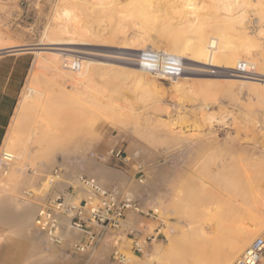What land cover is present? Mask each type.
Wrapping results in <instances>:
<instances>
[{
  "label": "rangeland",
  "instance_id": "rangeland-1",
  "mask_svg": "<svg viewBox=\"0 0 264 264\" xmlns=\"http://www.w3.org/2000/svg\"><path fill=\"white\" fill-rule=\"evenodd\" d=\"M58 1L60 2V0H0V45L8 46L0 51L15 49L17 51L15 53L26 52L22 54L28 63V69L19 101L26 92L30 93L28 88H38L45 94L40 99L44 109L42 116L39 115L40 112L37 114L38 108H32L15 134L19 142L17 146H13V151H18L19 143H26L29 148L22 165L16 163L17 159L7 161L2 158L3 141L0 148V188L5 186L9 188L13 180L22 182L25 175L32 174L36 167L41 164L46 166V161L54 159L56 165L51 170L52 174H66L70 178L86 177L87 174L83 171L88 163L84 158L89 156L111 169L124 172L131 178L123 185L117 180L113 181H115V187L125 196L132 197L139 203L144 214L127 210L124 226L115 234L108 233L91 250H75L74 252L65 247L64 243L53 244L55 254L47 256L46 261H57L59 264H95L94 258L98 256L101 248L107 246V251L99 255L100 258H107V264H126L128 259L135 258L133 256H136L137 260L139 259L143 264H161L164 260L163 255L171 244V235L172 238L175 235L176 239H181L183 232L186 235H183L180 241L186 240L191 236L192 229L198 226L203 228V232L205 231L204 236L208 244L222 250L229 238H226L229 234L225 227L227 223L224 226H217L213 218L198 214L191 216L189 213L184 215L172 206H164V202L171 198L187 201L191 188L199 183L204 182V185L212 188L214 182L211 180L217 174L231 182L249 181L253 187H260L259 191L248 194L246 200L240 197L237 200L241 204L246 201L244 204H247L242 206L250 208L253 211V217L263 214L261 218L257 217V220L264 218V83L252 81L250 89L242 90L235 83L230 84L224 78L198 72L200 70L210 72L211 69V72L225 71L224 65L227 63L226 66H228L229 59L232 60L231 57L219 58L216 63L220 64L217 67L182 59L184 66L195 69L194 72L189 73L188 78L174 81L175 79L154 77L155 75L149 72V74L146 73L149 81L136 82L132 66L124 60L135 59L138 62L143 53L153 50L165 52L168 47L163 38H159L155 45L150 43L151 40H147L146 43H141V47L144 46L142 50L136 49L135 39L128 37L125 40V32L132 28L131 22L125 21V17L119 19V7L114 6L115 8L109 14L101 16L97 19L98 21L86 19L82 14L77 17V20L80 17L77 23L80 26L101 29L103 34L90 38V47L107 56L101 61L112 64L113 69L105 66L101 71L102 75L94 76L88 83L85 93L76 96L59 93L61 88L58 85L62 83L60 78L52 80L47 68L37 64L34 66L35 53L20 51L22 48L30 47H56V45L41 43L45 41L46 29L55 21V16L64 17L66 16L64 12L67 11L65 8H71V6L67 7L70 4L62 3L61 6V2ZM86 1L92 0L82 2ZM118 1L124 3L125 0ZM255 1L249 0L248 5L244 6L246 8L241 11L242 16L233 17L234 20L230 19L226 27L235 40L237 57L247 61L251 71L259 70L264 73V18L262 19L264 16L261 17L264 12V3H262L264 0ZM110 2L112 3L108 6L112 7L115 5L113 3H116L115 0ZM174 5L175 3L161 5L163 11L158 12V17L161 15L163 17L164 13L168 17L171 15L169 20L173 22V26L188 15L184 12H176ZM88 10L96 11L94 8ZM81 12L80 9L71 8L67 11L68 19L73 20V14ZM176 14L179 18L183 16L182 14L185 15L182 19H178ZM187 17L192 18L190 15ZM256 18H260V21ZM64 21L60 18L56 23ZM243 27L246 28L243 30ZM241 30L246 34H242ZM148 46L151 48L149 49ZM52 52L55 51H43L42 54L53 57ZM6 53L8 52H2L0 56ZM65 53L74 55L70 52ZM187 54L191 53L187 52ZM64 59L59 61L60 68L63 72L70 74L62 67ZM34 74L35 78H33ZM31 77L33 81L29 83ZM38 124L36 138L34 137L33 142L30 143V140L27 141L26 133ZM76 140L85 141V146L76 148L69 156L63 153L64 149L73 147ZM140 144L139 152L133 156V149ZM112 148L120 149L125 154L127 157L125 164L117 163L114 158L107 159L108 152ZM82 152H85V157L81 156ZM97 154L106 157V160L99 159ZM155 155H157L156 168L151 169L148 165L153 163ZM19 166H22L21 169H17ZM12 168L16 176L11 181L9 176ZM77 169H81V173H75ZM96 179L104 181L110 178L104 176V178L96 177ZM100 180L97 181L102 187H111ZM132 180L148 182L153 189V196L149 198L146 194H133ZM69 183L74 184L71 181ZM22 187L24 190L25 185ZM25 190H28L27 195L36 194L32 187H27ZM0 196H2L1 192ZM52 198L48 197L46 201H42V206ZM207 200L205 199L204 202ZM204 204L202 209L215 208V204H209L208 201ZM129 214L138 216L136 222L130 220ZM231 218L232 215L229 221ZM245 219L243 223L247 229L256 228V218L250 220L247 216ZM229 221L226 222L229 224L231 222ZM128 227L137 232L129 234V230L126 229ZM263 233L264 227L258 234L249 238L247 246ZM180 241V245L185 243ZM135 243L139 245V250L135 248ZM30 249L32 248L29 241L22 239L14 227L0 222V264H29L32 262L29 260H36L39 256L31 250L35 254L28 257ZM116 249L119 255L114 258L113 251ZM83 252L85 254H82Z\"/></svg>",
  "mask_w": 264,
  "mask_h": 264
},
{
  "label": "bare ground",
  "instance_id": "bare-ground-1",
  "mask_svg": "<svg viewBox=\"0 0 264 264\" xmlns=\"http://www.w3.org/2000/svg\"><path fill=\"white\" fill-rule=\"evenodd\" d=\"M82 1L83 0H60L61 6L62 3L70 4L67 5V7L71 6V8L80 9L82 12L79 14L74 13V18L72 17L73 20L70 18L68 19L69 14H67V11L71 10V8L68 7L65 8V10L67 11L64 12L66 16L63 17L60 15L58 16V18L55 16V21H51L52 24H49V27L45 32L46 39L41 44L56 45V47H30L20 49V51H32L33 53H35L34 66L37 64L47 68L52 80L55 78H60L62 83L60 85H58L57 83L58 87L60 86L61 88L59 93L62 92V94H65L67 96H76L77 94L79 95L81 93H85L88 89V83L93 79L94 76L102 75L101 71L105 66L109 67V69H113L111 68L112 64L101 61V59L107 56L94 51L90 47V38L94 35L103 34L101 33V29L86 25L80 26L79 24H77L80 20V17L79 20H77V17L82 14L86 19L88 18L98 21L97 19L101 16L109 14V12L113 8H115L114 6L119 7V19H123L125 17V21L129 20L131 22L132 28L130 27V32L127 33L130 28L125 32V40L128 37L135 39L137 41L136 49L142 50L144 46L142 45L143 47H141V43L147 40H151L150 43L152 45H155L159 41V38H163L165 44L168 47L165 50V53H167V55L163 59L156 55H153V57L151 58L152 61H142L140 59L138 60V62L135 59L124 60L126 61V63L132 66V71L136 75V82L140 83L143 80L149 81V77L147 75L149 74V72L153 73L155 75H153L154 77H159L161 79H175L174 81H177L179 79H186L188 78L189 73L194 72L195 69L184 66V62L182 61V59L217 67V65L220 64L216 63L219 58L231 57L232 60L230 61L229 59L230 63L228 61V66H226L227 63H224V66L226 67L225 71L217 70V72H211V69V71L209 70L210 72L203 70H200L198 72L208 74V76L214 75L224 78L230 84L235 83V85L239 88H242V90L246 88L250 89L252 87V81L264 83V73L259 70L251 71V66L249 65V63L237 57L235 40L233 36L228 32L226 27V24L230 19H233V17L239 18V16H242L241 11L246 8H244V6L248 3L249 0H125V5H122L124 4L122 3L123 1L117 2V0H115L116 3H113L115 4L113 5V7L110 5V7L108 6V4L112 3L110 2V0H92L90 2ZM256 1L258 2V0ZM171 2L175 3L174 8L176 9V12H184L185 14H188L187 16H192V18L185 16L186 18L181 20L177 24H174L175 26H173V22L171 23V21L169 20L171 15H169L170 17H168L165 16L166 13H164L165 17H161V15L159 16V18L158 12H161L162 10L161 5H170L172 4ZM262 3L261 5H263ZM249 5L251 4L249 3ZM124 6L125 8H123ZM90 8H94L96 11L94 10L95 12H93L92 10L90 11V14L88 10ZM260 13L258 15H260ZM174 14L172 16H174ZM185 14L182 15L184 16ZM262 14L261 17L264 16V14ZM176 16L178 17L177 14ZM66 17L67 19H65ZM182 17H178V19H182ZM60 18L61 20L64 19L65 21L62 23H56V21H58ZM263 18L264 17H262V19ZM256 19L259 20L260 18ZM244 28L246 27H243V30ZM240 32L242 34H246L242 30ZM6 47L8 46L3 47L0 45V50ZM49 50L55 51L52 52L54 53L53 57L42 54L43 51ZM15 52L17 51L14 50V53ZM65 52H70L74 55L72 56ZM187 52H190L192 54V57H190L191 54L186 55ZM63 55L66 57H64ZM169 55L173 56V61H168L167 58L169 57ZM63 58L65 59L62 67L65 70L69 71L70 74L63 72L60 68L59 61ZM170 74L173 77H171ZM35 77L36 75L34 74L33 78ZM32 81L33 80L31 77L28 82L31 83ZM28 91H30V93L26 92L21 100L18 101L14 115L4 137L2 158H6L11 161L17 159L18 161L16 160V163H18V165H22L24 163L28 155L29 148L26 143H19L20 148L18 149V151H13V146H17L19 142V139L15 136L18 131L17 128L20 126L21 122L26 118V115L29 114L32 108H38L37 114L40 112L39 115H41L44 110L42 103L40 102V99L45 96L44 92L38 88H28ZM37 127H39V124L34 125L31 131L29 133H26V135L28 134L27 141L30 140V143L36 136L35 134L37 133ZM85 143L86 142L83 140H76L73 147L64 149L63 153L69 156L76 148H83L85 146ZM139 148H141V144L133 149V156L137 155V153L139 152ZM84 155L85 152H82L81 156L85 157ZM84 159L87 160L88 166L83 172L87 174L88 178L97 181L96 177L104 178V176H106L107 178H113L114 180L119 181L120 183H122V185L125 184V182L131 180V178L124 172L111 169L110 167L94 160L89 156L85 157ZM156 160L157 155H155L153 163L148 165V167H150L151 169H155L157 164ZM48 161L45 162L46 166L44 164H41L39 167L35 168L32 174L28 173L27 175H25V177L23 176L24 179H22V182H16L15 180H13L16 175L14 172L15 167L14 169L12 168L11 174L9 173V177L10 180L13 181L10 183L9 188H7L6 186L0 188V192L2 193V196H0V222L8 225L9 227H14L15 231L22 239L29 241L32 248L30 249V251H35L36 256L39 255L36 260H29V262L32 261L29 264H59L57 261H46L48 260L46 259L47 256H53L52 254H55L54 245L51 244L47 235L36 226L35 216L42 207V201H46L48 197H56L59 192L65 190L69 181L75 183L78 179L77 176H75L74 178H70L69 175L66 174H52L51 170L55 167L56 160L54 159L50 160L49 162ZM20 167L22 166L17 167V169H19ZM224 167L226 168V165ZM80 170H75V173H81ZM150 171L152 173V170ZM154 173L155 170L153 174ZM261 173L263 174V172ZM211 175L213 177L215 176V174ZM217 175L215 177L219 178L214 177V179L211 180L214 182L213 186L210 184L212 188L204 185V182L199 183L191 188L188 199H186L187 201L183 202V200L180 201L179 198H171V200L164 202V206H172L176 211L184 215L189 213L191 216H194V214H198L203 217L213 218L217 226H224V224L227 223V226L225 227L227 228V233L229 232L230 235L228 234V236L226 237H229L227 240V244L225 243L226 246L222 250L221 248L219 249L218 247L215 248L213 246H210L208 244V240L204 236L205 231L203 232V228L201 226H198L197 228L194 227L193 229L191 228V236H189V238L187 239L184 237L186 240H182L185 242L184 244L180 245L179 241L183 239V235H186V233H181L183 234L181 236V239L177 238L179 241L176 239L175 235L173 238L171 235V244H169V247L167 249L168 251L163 255L164 260H161V264H231L246 248L249 238H251V236H255L261 231V229H263L264 218L260 219V216L263 214L257 216L260 217L257 220V217H253L254 214L252 213L253 211H251L250 208L248 209V207L245 208L244 206H242L247 204H244V202L246 201H242L243 204H241V202L239 203L237 200V198L239 197L242 198V200H246V196L248 194L255 193L261 188L258 186L253 187L249 181L231 182L228 181L226 177H220L221 175ZM207 179L208 177L206 178V180ZM24 185L25 189L27 187H32L36 194H34L33 196L30 194V196L27 195L28 190L22 189V186ZM132 193L138 195L146 194L150 198L153 196V189L151 188V186H149L148 182L146 183L142 181L139 182L136 180H132ZM90 195L91 190L83 185L76 190L75 196L67 195V199L75 200L79 197L88 198ZM205 199H208L207 201L209 204H215V208L213 210L211 207H209L208 209L201 208L203 204L207 202H204ZM231 215L232 218L230 219V222L229 218L231 217ZM247 216L250 220L256 218L255 220H257V223H255V225H257L255 229H247V227L244 225L243 221ZM137 217L138 216L134 214H129V218L132 221L137 220ZM227 220L230 222L229 224L228 222H226ZM62 224L63 226L61 229V234L65 239L64 245L71 251L75 252L76 249L72 244V240L74 238L79 239L81 237V234L76 230H70L66 226V220L64 218L62 219ZM182 241L180 242L183 243ZM45 245H47L48 248H45L47 247ZM32 251L29 252L28 257L35 254L32 253ZM106 251L107 246H104L100 249L98 256ZM82 254H85V252H83ZM98 256L94 258V260H96L93 261V263L107 264V258L103 259V257L100 258V256ZM133 257L135 258L128 259L126 264H143L139 261V259L137 260L136 256Z\"/></svg>",
  "mask_w": 264,
  "mask_h": 264
},
{
  "label": "built area",
  "instance_id": "built-area-1",
  "mask_svg": "<svg viewBox=\"0 0 264 264\" xmlns=\"http://www.w3.org/2000/svg\"><path fill=\"white\" fill-rule=\"evenodd\" d=\"M156 55L166 57L165 52L147 51L140 57L142 61H152ZM173 61V56L167 58ZM170 63V62H169ZM171 64V63H170ZM99 159L106 160L101 154ZM114 158L119 164H125V154L120 149H110L108 158ZM4 160H9L3 158ZM56 174V173H54ZM86 186L91 190L88 198L79 197L68 200L67 195L75 196L80 186ZM127 210H134L144 214L139 203L132 197H126L117 187H102L96 180L88 177H78L77 182L68 183L64 191L56 197L48 200L35 216L36 226L43 231L52 244H63L65 239L61 234L62 219L66 220V226L70 230H76L81 234L79 239L74 238L72 244L76 250L94 249L108 233H117L123 226ZM125 228V227H124ZM129 234L137 232L131 227L126 228ZM139 250V245L135 243ZM119 255L118 250L113 251V257ZM231 264H264V233L253 239L249 245Z\"/></svg>",
  "mask_w": 264,
  "mask_h": 264
},
{
  "label": "crops",
  "instance_id": "crops-1",
  "mask_svg": "<svg viewBox=\"0 0 264 264\" xmlns=\"http://www.w3.org/2000/svg\"><path fill=\"white\" fill-rule=\"evenodd\" d=\"M27 69L28 63L21 52L0 56V148L19 101ZM113 180L110 178L100 181L105 185L115 186Z\"/></svg>",
  "mask_w": 264,
  "mask_h": 264
},
{
  "label": "water",
  "instance_id": "water-1",
  "mask_svg": "<svg viewBox=\"0 0 264 264\" xmlns=\"http://www.w3.org/2000/svg\"><path fill=\"white\" fill-rule=\"evenodd\" d=\"M15 49H9V50H5V51H0L1 53L2 52H8V53H11V52H14Z\"/></svg>",
  "mask_w": 264,
  "mask_h": 264
}]
</instances>
